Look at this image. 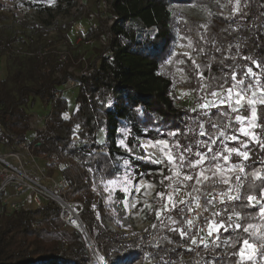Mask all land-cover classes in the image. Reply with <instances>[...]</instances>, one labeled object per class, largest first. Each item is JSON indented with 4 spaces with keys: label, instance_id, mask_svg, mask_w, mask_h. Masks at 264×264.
<instances>
[{
    "label": "trees",
    "instance_id": "16d2710c",
    "mask_svg": "<svg viewBox=\"0 0 264 264\" xmlns=\"http://www.w3.org/2000/svg\"><path fill=\"white\" fill-rule=\"evenodd\" d=\"M63 1L71 7L76 5V0ZM109 2L113 23L109 25L108 18L98 13L99 24L95 27L97 39L106 37L105 47L97 57L90 59L88 70L82 74L70 70L80 59L77 55L55 52L50 49L52 42L38 43L27 32L31 29L41 35L47 34L50 29L46 25L16 17L23 30L12 35L0 32V55L8 54L17 64L7 77L0 78V144L11 152L18 150L23 143L28 144L33 156L47 160L50 169L60 171L68 185L60 195L80 203L76 205L80 217L109 261L122 254L130 261L142 257L149 258L154 264H236L239 256L232 253H238L239 247L231 248L225 243L236 235L231 228L218 232L219 240L215 243L219 247L210 244L205 249L203 246L196 256L190 239H182L178 232L169 230L187 228V224H171L164 215L163 224L156 218L151 225L142 230L132 229L130 233L109 227L106 220L111 218L118 227L125 228L118 216L109 211L113 203L106 200L105 189L107 182L119 175L121 160L118 154H127L119 143L123 127L127 128V147L136 145L140 151L131 153L128 159L132 172L137 178L144 176L155 182H158V175L146 171L160 169L162 164L141 158L144 157L139 147L141 137L154 140L164 137L171 144L179 141L182 146H191L190 159L193 162L197 154L207 153V147L219 153L225 147L239 148L240 141L247 140L237 131L234 114L220 115L228 111L225 105L211 108L207 116L200 110L193 112L191 107L177 106L176 89L183 83L177 77L176 69H183L190 79L197 103L203 102L205 96L202 83L210 85L212 90L218 89L222 83L227 88L233 82L229 79L233 71L239 74L245 67H253L259 72L260 69L244 58L264 62V0H229L231 9H223L221 0ZM176 2H199L210 9L202 18L188 17L185 20L181 11L173 9ZM91 15L86 16L91 18ZM8 19V15L0 12V27ZM73 22H56L55 26L63 32ZM190 38L193 39L191 54L173 51L177 42ZM18 40L27 43L29 53L15 57L12 55L13 44ZM196 65L200 67L197 69ZM200 73H203V80ZM69 80L77 81L78 95L76 109L66 118L64 112L69 109V102L64 96V85ZM37 100L49 111L45 128L35 130L36 138L29 141L33 128L28 108ZM209 120L220 124V130L212 128ZM199 124L204 125L211 138L207 134L199 135ZM100 131L104 134L102 142L98 139ZM220 131H228L239 139L221 144L223 136ZM256 131L260 133V129ZM172 132L177 135H168ZM74 137L78 140L75 141ZM211 140L216 143L212 144ZM196 141L207 143V147L198 146ZM248 143L251 156L248 161L236 155H232L228 162L218 161L225 166L243 163L247 172L257 168L264 170V148L251 141ZM211 155L207 153L208 157ZM164 170V176L169 175V168ZM183 172L195 175L197 168L185 167ZM230 175L234 177L236 174ZM244 183L247 187L249 181ZM213 187L227 191L229 186L217 181L214 185L200 187V192L192 195H201ZM252 191L256 194L258 190ZM159 192L167 194L168 185L165 184ZM241 203L226 200L218 204L214 202L213 206L205 199L210 211L208 221H227L232 208L248 216L257 212L240 207ZM187 212L181 213L177 209L167 215L183 221L187 219ZM213 212L220 215L214 216ZM64 218L63 208L55 200L40 207H35L32 202L30 206L20 204L18 209L12 210L2 202L0 194V264H89L92 257L84 236L79 231H69ZM240 223L246 225L245 220ZM260 225L264 227V222ZM189 231L197 234L198 228ZM250 241L260 245L255 255L257 262L245 260V264H264V240Z\"/></svg>",
    "mask_w": 264,
    "mask_h": 264
},
{
    "label": "rangeland",
    "instance_id": "374dc122",
    "mask_svg": "<svg viewBox=\"0 0 264 264\" xmlns=\"http://www.w3.org/2000/svg\"><path fill=\"white\" fill-rule=\"evenodd\" d=\"M125 2H129L131 0H124ZM75 6H69L63 0H18V2H13L11 0H0V12L5 13L9 16L8 20L4 21L3 27H0V32L4 34H14L17 31L23 30L24 28L20 26L17 22L16 17H25L30 21L37 22L42 25H46L50 30L47 34H39L34 32L31 29H27V32L35 39L38 43H46L47 41L52 42V46H50L51 50L55 52H69L71 55H77L80 59L75 61V64L70 67L71 71H74L77 74H82L83 71H87L88 63L97 57L101 50L103 51L106 44V37L96 38L95 27L99 24V15L101 13L103 17L108 18V24L111 25L113 20L110 16V2L109 0H76ZM220 5L223 9H231L229 7V0H221ZM235 9V4L233 5ZM173 9L179 10L183 14V18L186 20L188 17L194 18H202L209 11V7L205 4L199 2H176L173 4ZM91 18L90 17V14ZM88 15L89 17H87ZM73 22V25L60 32L58 27L55 26L56 22L59 24L68 22ZM92 30V31H91ZM192 45L193 39H187L184 42H177L174 45V52L187 53L188 55L192 53ZM29 53V49L27 43L21 41H15L13 44L12 55L15 57L23 56ZM196 58L199 59V56L196 55ZM182 62L186 63L185 59L182 58ZM17 64L13 59L9 58L8 54L0 55V78H5L8 74L15 68ZM177 77L182 81L183 85H180L176 89V100L175 103L177 106H187L191 108H195L197 106L196 95L193 87L191 86V81L187 77L185 71L183 69H176ZM69 80L64 85V96L68 99L69 109L64 112V116L68 117L75 109H76V98L78 95V85L77 81ZM207 99L212 100L215 99L211 96H208ZM204 102V101H203ZM202 103V102H201ZM217 103H219L217 101ZM29 111L31 113V126L33 128L29 134V141H33L36 138L37 129L45 128V120L46 115L49 111V108L45 107L40 100H37L34 105L29 106ZM122 134L120 136V140L123 139L126 144V134L127 128H121ZM78 139V138H77ZM98 139L102 142L104 140L103 132L98 133ZM168 140L169 144L171 142L168 138H158ZM155 139V140H158ZM119 140V143H120ZM148 140L155 141L154 139L141 137L140 142H146ZM77 141V140H76ZM20 147V146H19ZM124 148V147H123ZM125 149V148H124ZM131 151L126 150V155L118 154V158L121 160L119 175H117L114 179L116 181H123L125 177H130L132 181L133 189L140 184H143L144 187L141 188L139 193L133 191L131 194H126L123 191L124 185L122 183H117L115 185H108L109 190L106 191V200L109 203H113V206L109 209V211L118 216V219L124 223L125 228H120L116 224L113 223L112 219H107L106 223L109 227L117 229L118 231H125L126 233H130L132 229L142 230L145 227L152 224L154 219H156L155 211L158 208H161L162 202L157 199L156 194L159 192V189H162L165 184L168 185L170 180L165 179V177L172 176V172L169 170V175H165L164 168H169L167 161L165 160L160 169H148L146 172L151 173L154 172L158 175V182L148 180L146 177H136L132 172L133 167L130 165L125 166L124 160H128L130 158L131 153L140 152L136 145H133ZM22 153L21 158L23 160L24 166L27 172L33 176L36 180L43 183L49 189L54 188L52 181L62 178L61 173L58 169H50L48 166V161L44 159H39L29 153L28 149H19ZM152 149H149L151 152ZM11 152L7 147H4L0 144V158L4 157L7 153ZM4 155V156H3ZM142 155L146 156L144 150H142ZM36 159V160H35ZM148 160V159H147ZM8 161L14 165L16 163L15 158L10 159ZM153 161V160H150ZM231 166V165H230ZM0 168H2V162L0 161ZM200 169L197 168V172ZM225 174V173H224ZM230 175V174H229ZM175 180V178H173ZM195 183V182H194ZM147 185H152V187H147ZM205 184L203 186H207ZM197 187H202L197 185ZM148 194L145 195L144 193ZM111 195V199L109 196ZM10 197H20L21 205L30 206L31 205V194L30 190L23 188L20 189L18 185L11 183L10 186L1 193V198L3 201H7ZM166 199V197H165ZM124 201H128L129 205L133 201H139L135 208L125 207ZM71 207L73 208V216L71 217V213L68 211V217H66V227L69 231H79L83 234L84 230V222L80 216V210L77 209L76 204L71 202ZM146 204H150L152 210L145 206ZM141 209H143L141 211ZM256 213H253L249 216H256ZM264 221L259 219L256 220H245V223H257L259 226ZM253 245V249L248 250L245 253V257L249 254L252 255L251 262L256 263V251L260 246L255 241H250ZM92 245V244H91ZM88 249L90 248V244L87 245ZM93 249L91 253L92 259L89 264H108L109 260L106 258L104 252L100 247ZM100 257H104L103 260ZM248 260V259H245ZM131 264H154L149 258H136L131 260Z\"/></svg>",
    "mask_w": 264,
    "mask_h": 264
},
{
    "label": "snow or ice",
    "instance_id": "6c2138e0",
    "mask_svg": "<svg viewBox=\"0 0 264 264\" xmlns=\"http://www.w3.org/2000/svg\"><path fill=\"white\" fill-rule=\"evenodd\" d=\"M237 10H239L238 7ZM185 55H187V53H185ZM244 59L251 61V64L256 69H260V71H254L253 67H245V69L239 74L233 71L229 77V79L233 81V83L229 84L227 88H225V84L222 83L219 84L218 89L212 90L210 85H205L202 83L201 90L205 91V96L202 98L204 102H198L197 106L192 109L193 112L200 110L203 115L207 116L208 111L211 108H218L220 105H225L228 111L220 113V115L228 117L230 114H234L233 119L238 125L237 131L247 138L246 141H240L239 148L225 147L221 152L217 153L213 151V148L207 147V143L202 144L201 141H196V144L198 146L207 147V153H212V155L211 157H208L207 153L197 154V159L195 160V162H193L190 159L192 154V147L187 145L182 146L179 141H175L170 145L168 140L158 139L155 141L148 140L146 142H140L139 144V147L146 153H148V155L141 158L153 160V162L155 163H164L166 160L169 165V170L172 172V176L165 177V179L172 180L173 178H175L177 182V187L173 188L171 192H168L167 194L164 192H159L156 194L157 199L162 202L161 208H158L155 211V215L157 219L161 221V224L164 223L162 215L166 216L167 220L170 221L171 224L186 223L188 226L187 228H169V230L178 232L182 239H190L192 245L199 247L200 244H203L205 249L209 247L206 237H212L214 231L218 233L220 229L227 231L229 228H231L234 232H236V235L234 238L229 237V240L225 241V243L228 244V246L231 248L239 247L238 253H232L233 255L239 256L236 264H245V259H252L251 254L245 257V253L248 250L253 249V245L250 243V239L264 240V227L253 223H247L246 225H242L240 223L241 220L259 219L261 221H264V170L257 168L251 172H247L245 170V166L243 165V163H241L227 168V171L229 173H237L233 177L231 175L225 176L223 174L225 170L224 166L219 163H217L214 168L211 166L204 168L202 166L207 159H210L211 161L222 159L223 161L228 162L232 155H236L237 157L242 158L243 161L249 160L251 156L250 151L248 150V141L256 143L261 148H264V139H262V136H264V123H261V121L264 120V62H257L251 57H245ZM192 62L193 64H195V60H193ZM196 67L198 69L200 66L196 65ZM199 75L200 79L203 80V73H200ZM238 75L240 78H237ZM225 83H228V81L226 80ZM208 96H211L215 99L209 100L207 99ZM217 101L219 103H217ZM209 124L217 131H219L221 128L220 124L212 123L210 120ZM229 126L230 125H223V127ZM198 127L200 129V136H204L207 134L211 138V134L206 133V131L204 130L203 124H199ZM257 129H260L259 134L256 131ZM190 131H192V129H190ZM168 135L175 137L177 133L172 132ZM220 135L225 136L226 139H231L233 141L239 139V137L236 135L228 137L223 131H220ZM211 143L215 144L216 141L211 140ZM120 146L124 147L128 151H131V149H128L123 139L120 140ZM149 149H152V151L149 152ZM123 163L125 166L129 165L128 160H124ZM185 167H187L188 169L199 168L200 170L195 175H193L191 172H183V169ZM193 180H195V184L189 185L187 183ZM246 180L249 181L247 187H245L244 183V181ZM217 181L229 186L226 192L221 193V195L227 201H241L243 203L240 204V207L255 209L257 211V215H242L241 212L236 211L235 208H232V214L228 216L227 221L209 222L208 219L205 218V223L207 224L208 231L206 232V236L199 237L198 242L197 234L189 231V229L196 227L192 219L177 221L173 219L171 215L167 214L176 211L177 209L181 213L185 212V210H187L188 212H192L194 209L190 207V205L193 201H195V207L197 209L201 208V205L199 203L200 197L193 196L192 193L200 192V187H197V185H214ZM251 181H260V183L257 185L252 183ZM107 183L110 186L117 183H122L124 185L123 191L126 194H131L133 191L139 193L141 191V188L144 187L143 184H140L133 189L130 177H125L123 181L111 180ZM147 187L150 188L152 187V185H147ZM182 187L191 188V190L186 193L189 197L188 200L178 198ZM254 189L258 190L256 194H253L252 190ZM105 190L108 191L109 189L106 188ZM144 194L147 195L148 193L145 192ZM203 195L205 196L206 203L214 206V201L217 199V197L212 196L209 199V193H203ZM109 199H111V195L109 196ZM221 202L223 203L224 201L222 200ZM124 203L125 207L135 208L139 201H133L130 205L128 201H124ZM180 205H185V207L180 208ZM145 206L149 209V211L152 210L150 204H146ZM142 210L143 209H141V211ZM203 210L207 211V208H204ZM213 215L218 217L220 213L213 212ZM153 227H156V225H153ZM215 240H219L218 235L213 239L212 246L219 247V245L215 243ZM100 259L103 260L104 257H100ZM112 264H131V261L121 254L113 260Z\"/></svg>",
    "mask_w": 264,
    "mask_h": 264
},
{
    "label": "built area",
    "instance_id": "2783aa9c",
    "mask_svg": "<svg viewBox=\"0 0 264 264\" xmlns=\"http://www.w3.org/2000/svg\"><path fill=\"white\" fill-rule=\"evenodd\" d=\"M74 85H75V81ZM233 83V82H232ZM226 133V136L231 137L232 135L229 134L228 131H223ZM78 137H74L73 139L76 141ZM226 140H231V139H226L225 136L222 137V141L221 144L223 143V141ZM28 149L29 153L30 152V147L28 144H21L19 149ZM16 150V151H12L7 153L4 157L0 158V161L2 162V168H0V194L5 191L11 183H14L16 185L19 186L20 189L26 188L30 190V194H31V202L35 207H40L43 206L44 204H46L47 202L51 201V200H55L59 205H61V207L63 208V212L65 213V218L68 217V211L71 213V217H74V210L71 207V202L75 203L76 205L80 204L77 201H72L69 199H66L65 197H62L60 195L61 191H64L68 188L67 183L65 182V180L63 178L57 179V180H53L52 184L54 186L53 190L49 189L48 187H46V185H44L43 183L39 182L38 180H36L33 176H31L23 163V160L21 158L22 153L20 152V150ZM8 158L13 159L15 158L16 163L14 165H12L9 161ZM36 160V159H35ZM248 161V160H247ZM219 163L222 166H224V173L229 175V174H237L236 172L233 173H229L227 171V168L231 167L230 165H223L220 161L216 160V161H211L210 159L205 160L204 165L202 167L207 168V167H215V165ZM262 169V168H259ZM245 170L247 171L246 167ZM182 179V176H181ZM188 183V182H187ZM171 185V187H170ZM177 187V182L176 179L175 180H170L168 182V192H171L173 188ZM190 191V188H181V191L179 193V197L178 198H182L184 200H188L189 197L186 194L187 192ZM226 192V190H222L218 187H213L211 189H209L207 192L205 193H209L208 197H212L215 196L217 197V199L214 201L215 203H222L221 201L223 200L224 202L226 201V199L221 195V193ZM200 197L199 199V203L201 205V208L197 209L195 207V201H193L190 205V207H192L194 210L192 212H187L186 218L187 219H192L196 225L195 228H198V233H197V240L199 242V237L201 236H206V232L208 231V227L207 224L205 223V218H209L210 217V211L208 210V208L205 205V196L203 194L201 195H197ZM3 203H6L12 210H16L19 208L20 206V197H10L7 199V201H3ZM207 208V211H204L203 209ZM77 217H80L79 215H76ZM66 221V220H65ZM84 222V221H83ZM194 229V228H192ZM203 229V230H201ZM83 236L87 242V245L90 244V248L88 249V252L90 251L91 253L93 252V249H96L97 247L99 248L98 244L95 242V240L91 237L90 233L88 232L85 223H84V230H83ZM219 236V233L217 232H213L212 237H206L208 244H212L213 243V239L216 236ZM216 241V240H215ZM92 244V245H91ZM158 245H161L160 243ZM203 244H200L199 247L193 245V250L195 252V255L197 256V254L199 253V250L201 247H203ZM141 258V257H140ZM194 261L196 262V258H194ZM113 261H109L108 264H112ZM92 264V263H91Z\"/></svg>",
    "mask_w": 264,
    "mask_h": 264
}]
</instances>
